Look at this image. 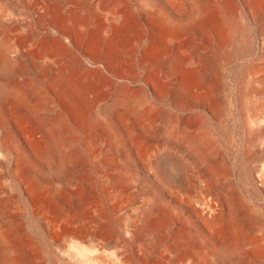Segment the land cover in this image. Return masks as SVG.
Returning a JSON list of instances; mask_svg holds the SVG:
<instances>
[{
  "label": "rangeland",
  "instance_id": "rangeland-1",
  "mask_svg": "<svg viewBox=\"0 0 264 264\" xmlns=\"http://www.w3.org/2000/svg\"><path fill=\"white\" fill-rule=\"evenodd\" d=\"M174 5L172 0L103 2L102 14L117 9L126 14L125 29L108 40L94 32L98 21L87 5L89 24L76 30L65 22V0H0V201L6 198L20 207L24 237L13 244L20 264L34 255L32 238L42 244L43 264H61L54 256L76 264L70 254L86 250V244L47 233L35 214L37 198L28 185L14 184L19 161L55 187L63 185L58 171L77 172L79 186L86 189L84 202L95 197L104 203L114 241L128 248L136 264H183L184 258L186 264H206L212 247L236 246L233 216L225 213L211 222L204 214L187 212V202L200 207L207 190L209 199L231 198L239 207V224L252 223L264 234V0H181L180 7ZM153 13L186 27V57L202 56L195 64L199 84L189 91L177 93L179 78L160 74L174 49L162 42ZM198 13H204L207 26L191 28ZM46 49L69 64L67 80L79 81L100 69L109 81L137 91L139 116L123 106L114 108L109 137L76 94L53 86L48 68H35L33 59L42 62ZM113 56L124 66L112 75L103 66ZM166 155L176 163L164 161L159 176L154 164ZM183 165L190 178L176 183ZM73 192L67 188L58 195V204L68 209L76 201ZM176 207L194 217L192 242L182 250L170 247L178 226L166 231L171 225L167 211ZM112 250L107 247L102 255L108 259ZM141 250L144 257L138 256ZM4 252L0 245V264ZM258 263L264 264V255Z\"/></svg>",
  "mask_w": 264,
  "mask_h": 264
},
{
  "label": "bare ground",
  "instance_id": "bare-ground-1",
  "mask_svg": "<svg viewBox=\"0 0 264 264\" xmlns=\"http://www.w3.org/2000/svg\"><path fill=\"white\" fill-rule=\"evenodd\" d=\"M105 1L107 0H65L67 4L65 22L70 24L73 29L83 30L88 23L83 9L87 5L92 16L98 21L94 32L99 37L107 38L108 40L115 39L126 27V14L122 9L112 10L102 14L100 7ZM172 2L178 7L181 6V0H172ZM197 16V19L190 24V27L194 29L206 27L204 13H198ZM152 19L161 30L162 42L166 47H173L174 49L172 58L162 65L160 74L169 80L175 79L176 77L179 78L176 88L177 93L191 90L199 84L196 78L197 68L195 64L202 56L198 54L199 56L196 55V57H186L184 55L185 44L183 41V30L186 27L177 24L178 21L175 18L169 16L164 17L163 14L153 13ZM43 55L42 62H37L33 59L35 68L40 71L48 68L53 74L51 81L53 86L60 88L66 94H76L78 99L91 111L95 119L97 118V125H101L109 131V137L114 134L112 124L108 119L113 115L114 108L123 106L127 112L139 116L136 107V101L139 98L136 93L137 91L135 92L132 88L130 89L125 83L109 81L100 69L97 72L84 75L79 81L67 80L64 78L69 68L66 60L49 49L44 50ZM123 66L122 59L113 56L106 61L103 69L113 75L114 72H118L119 70L123 71ZM101 89L105 90L104 94L102 93L103 95L97 93ZM2 94L3 91L0 89V95ZM57 148L61 150L58 144ZM170 155H166L163 161H157L154 164L155 168L158 169L156 173L159 176L162 174L161 165L163 166L164 161L174 162V157L172 158ZM123 159V156L120 157L119 162L122 163ZM32 170L33 168L28 162L19 161L17 163L14 184L20 186L28 185V193L37 198L35 214L38 216L48 234L53 235L55 239L64 237L80 238L86 244V250L81 249L76 255L68 253L71 255L72 261L76 264H136L128 248L122 242L118 240L114 241L115 239L109 230L108 212L104 203L95 197L92 198L90 203L84 202L83 195L86 189L79 186L77 172L67 174L63 171H58L56 176L62 180L63 185L61 187H55L50 181L34 176ZM189 178L190 169L183 165L182 175L175 182L185 184ZM92 187V181L89 179L87 188L91 191ZM67 188L74 189L73 193L76 195V201L68 209H65L58 204L57 198L58 195L67 191ZM205 192V200L203 199L199 202L200 207H197L193 202H187V212L198 215L204 214L203 217L208 218V221L210 220L211 222L218 221L223 214L228 213L233 216L234 231H232L237 235V244L232 249H224V246L223 249L212 247L211 253L209 254L211 260L210 262L206 260V264H254L255 262L257 264L258 259L264 255V234L262 232L260 234L257 226L252 223L246 225L239 224L235 216L239 207L231 198L225 196L224 200L221 201V198L211 196L209 199L210 191L207 190ZM175 209L167 211V217L169 221L171 220V225L167 223L166 231L168 232L169 227L173 225L178 226L175 228L174 235L171 237L172 245L170 247H176L182 250L184 244L192 242L191 220L194 217L190 219V214L180 207H176ZM19 210L20 207L17 204L10 202L6 198L0 201V245L5 248L3 264H20L18 250L13 247V244L21 242L24 237L22 225L18 220ZM132 231L128 227L127 232L132 235ZM40 245L42 246L39 240L36 238L31 239L30 251L34 255L30 258L28 257L27 263L25 264H43L42 261L46 256L44 251L40 249ZM107 247L113 249L112 256L108 259L102 255L104 249ZM138 256L144 257L145 254L141 250L138 251ZM53 258L55 263L64 264L61 258L55 256ZM186 260L188 259L184 258L183 264H186Z\"/></svg>",
  "mask_w": 264,
  "mask_h": 264
}]
</instances>
